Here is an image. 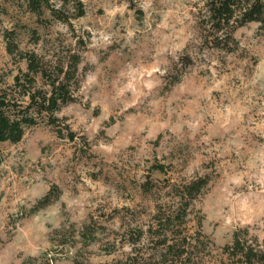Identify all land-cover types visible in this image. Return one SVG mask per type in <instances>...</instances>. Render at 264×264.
<instances>
[{
	"label": "rangeland",
	"instance_id": "obj_1",
	"mask_svg": "<svg viewBox=\"0 0 264 264\" xmlns=\"http://www.w3.org/2000/svg\"><path fill=\"white\" fill-rule=\"evenodd\" d=\"M208 1L0 0V95L21 100L23 56L52 77L78 59L55 125L40 116L0 144V264L154 262L158 206L198 179L202 264H231L237 230L264 251V29L215 48Z\"/></svg>",
	"mask_w": 264,
	"mask_h": 264
},
{
	"label": "trees",
	"instance_id": "obj_2",
	"mask_svg": "<svg viewBox=\"0 0 264 264\" xmlns=\"http://www.w3.org/2000/svg\"><path fill=\"white\" fill-rule=\"evenodd\" d=\"M45 2L46 0H31V6L38 11ZM207 12L208 23L215 36V48H228L230 43L234 42L235 29L246 23L257 22L264 29V0H209ZM218 34L223 35L227 42L223 43ZM23 59H26V70L14 77L15 88L19 89L21 100L15 101L5 93L0 95V144L18 143L25 129L34 126L40 116L49 117V125H55L53 114L59 106L74 100L77 58L73 57L72 63L65 68L55 67L54 77L50 76L34 54L23 56ZM38 78L43 82L42 88L46 86L48 90L38 88ZM70 137L72 139V134ZM207 183L206 179H198L175 187L173 197L178 199V206L168 210L158 206L154 217L155 229L153 232L150 229L149 232L157 239L155 244L160 250L156 260L146 264H188L193 256L200 264L203 263L198 254L205 248V242L201 239L207 237L200 231L201 222L198 221V230L195 233L190 232L187 225L191 202ZM45 201H49L48 196L43 203ZM137 234V237L141 238L143 232L137 231ZM221 251L231 264H264V251L248 238V232L245 230L235 231L231 244L223 247ZM116 264L140 263L136 262L134 256H128L126 260H119Z\"/></svg>",
	"mask_w": 264,
	"mask_h": 264
}]
</instances>
